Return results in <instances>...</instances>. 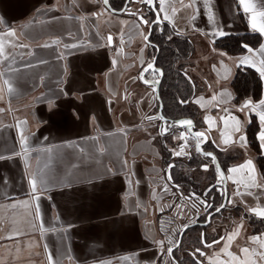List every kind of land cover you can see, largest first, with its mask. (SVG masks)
Listing matches in <instances>:
<instances>
[{
  "label": "crops",
  "instance_id": "0c3cea01",
  "mask_svg": "<svg viewBox=\"0 0 264 264\" xmlns=\"http://www.w3.org/2000/svg\"><path fill=\"white\" fill-rule=\"evenodd\" d=\"M154 2L176 33L192 36L190 73L202 81L192 102L209 139L241 153L224 172L228 202L261 218L250 209L264 208V178L239 140L251 105H234L229 86L242 57L210 55L199 40L214 42L220 30L258 34L262 42L244 66L260 73L264 34L251 23L253 15L264 22V0H250L256 7L248 13L238 0H163V11ZM0 21V264H158L156 218L168 192L158 138L142 123L157 114V100L137 74L160 77L149 68L146 29L131 15L108 12L102 0H0ZM248 160L254 171L240 168Z\"/></svg>",
  "mask_w": 264,
  "mask_h": 264
},
{
  "label": "trees",
  "instance_id": "16d2710c",
  "mask_svg": "<svg viewBox=\"0 0 264 264\" xmlns=\"http://www.w3.org/2000/svg\"><path fill=\"white\" fill-rule=\"evenodd\" d=\"M125 1L109 0L108 5L113 11H119ZM142 11V16L148 17L144 8ZM148 41L153 44V47H148L151 51L150 59L155 57L154 66L161 72L158 89L162 106L161 114L171 122L167 124L168 133L157 139L162 158L164 184L170 192L169 196L163 200L156 218L159 237L169 248L176 244L181 229L187 224L194 223L183 233L178 247L171 252V255L160 257L158 264H205L200 253L207 248L202 245L200 235L204 234L205 243L211 242L207 240L206 230L216 221L227 219L228 216H224V212H230V217L234 212V216L244 221L251 228L252 233L264 232V219L242 214L243 209L240 206H225L214 213L222 203V196L214 187L207 191L210 186H213L216 178V169L211 164V158L196 152L192 141L188 143V148L180 156H175L173 153V149L177 150L180 149L179 146H182L179 145L178 139L181 127L177 126L176 122L191 120L195 131H206L202 114L192 102L202 88V81L199 82L190 73L194 44L192 36L177 34L164 23L152 29ZM261 42L258 34L247 33L221 37L210 43L209 47L240 59L250 54L244 45L254 50ZM229 86L234 105L240 108L250 102L251 107L247 110L248 122L244 131L245 140L264 178V157L261 155L259 145L260 119L256 112V107L264 100L261 75L253 68L237 65ZM180 101L185 102L180 103ZM157 110L158 102L156 101ZM201 151L212 153L223 172L241 158V153L235 151L226 153L217 148L209 138L201 145ZM206 164L211 173L209 176L202 177L201 168ZM167 171L169 179L165 176ZM210 213L214 214L210 216V224L204 228L201 224L207 221Z\"/></svg>",
  "mask_w": 264,
  "mask_h": 264
},
{
  "label": "rangeland",
  "instance_id": "374dc122",
  "mask_svg": "<svg viewBox=\"0 0 264 264\" xmlns=\"http://www.w3.org/2000/svg\"><path fill=\"white\" fill-rule=\"evenodd\" d=\"M147 21H149V20L147 19ZM144 28L147 29V27H144ZM199 42H202L201 44L204 43L202 46H203L204 50L207 49V53H210V55L213 54L214 50H213V48L209 47L210 43L206 42L204 39L199 40ZM211 43H213V42H211ZM140 44H141V41H140ZM208 50H209V52H208ZM215 57H217V56L213 55V57H211V60L215 59ZM195 60H196V57H194L192 62L194 63ZM207 60H209V59H207ZM198 61H199V59H198ZM196 62H197V60H196ZM192 66H193V64H192ZM191 70H192V68H191ZM140 74L141 73L137 74V80L139 81V79L142 78L141 80L146 83V86L149 88H152L154 90V84H152V82L154 83V81L156 79L155 76L152 75L151 73H148V74H146L145 77H141L142 74L141 75ZM193 76H195V75H193ZM195 79H197V78H195ZM143 82L142 83L138 82V84H136V86L138 85L137 86L138 89H140V87L141 88L144 87ZM156 115L157 114H155V113H149V114L145 115L142 123H144V125L150 124V126L152 127L150 129L151 134L153 136H155V138H158V137H161L163 135H166L168 133V129H167L166 125H163V127H161V131H160V128L158 126L159 121L155 122V123H151V122H154V119H152V118ZM178 134L180 135V136H178V139L180 140L179 145L183 144V141L184 142L187 141L188 138H189V140H192V138L189 137V135L186 133V131L182 128H180V131L178 132ZM198 141H199V149L201 150V145L203 143H200V141H202V139H199ZM179 148H180V146H179ZM173 151H174L173 153L175 154V151H177V150L173 149ZM211 164H213V163H211ZM205 166H207L206 169H205ZM205 166L203 168H201V174L200 175L202 177L207 176V175L209 176V174L211 173L209 166L207 164ZM215 174H216V178H217V176H218L217 171H215ZM216 178H215V182H217ZM166 190H167L168 194L165 195V197L169 196V194H170L169 189L167 187H166ZM228 201L229 200H227V203L225 206H232V207L236 206L235 204L229 203ZM242 211H243L242 214H244V215H252L251 213L247 212L244 209ZM233 213L231 215L232 217H230L229 216L230 212H224L223 215L228 216V218L222 219V220L220 219L221 221H216L211 227H208V229L206 230V235L208 237L207 238L208 241L216 240V239L220 238L221 235H223L224 237L215 246H213L211 248H207L206 250H203L201 252V253H203V255L200 254L202 256L203 261L205 262V264H243L244 261H248L249 264H264V258H261V256L259 255L260 253L264 252V232L252 233L251 228H249V226H247L244 223V221L235 217ZM252 217L256 218L254 215H252ZM259 219H264V218H259ZM157 230H158V228H157ZM233 233H238V234L233 235ZM257 234H263V235H261L260 237H257ZM230 235H233V238L231 241H229L227 239L228 236H230ZM254 238H256V239H254ZM162 243H163V245H162L161 257H164V256H167L168 247H167V244H165V242L163 240H162ZM244 248H248L249 253H247V254L243 253L241 250ZM228 253H231L232 256L230 257L228 255ZM232 257H236V259L233 260ZM210 262H212V263H210Z\"/></svg>",
  "mask_w": 264,
  "mask_h": 264
},
{
  "label": "snow or ice",
  "instance_id": "6c2138e0",
  "mask_svg": "<svg viewBox=\"0 0 264 264\" xmlns=\"http://www.w3.org/2000/svg\"><path fill=\"white\" fill-rule=\"evenodd\" d=\"M141 2L147 4V5H149L151 7V6H153L154 0H141ZM238 2H239V5H241L243 7V10H244L245 13L253 12L254 9H255V7H256L254 3L250 2V0H238ZM108 3H109V0H103V4L104 5H108ZM207 3H208V0H205V4L206 5H207ZM159 10L160 11H163L164 10V2H163V0H159ZM259 16L260 17H264V11L260 12L259 13ZM209 18L212 19L211 15L209 16ZM141 19H143V18H141ZM164 19H168V17L165 16ZM0 23H2V21H0ZM144 23H148V21L147 20H144ZM251 27H252L253 30H258L260 33L264 34V22H261L259 24V26H258L257 25V22H256V16L255 15L252 16ZM7 35L13 36V35H15V33L12 32V31H9L7 33ZM213 35L214 36L223 37V36L226 35V33L224 31L220 30V31L214 32ZM109 39H111V38H109ZM144 39L147 41L148 40V37L145 36ZM244 47L247 49V51L249 53H251L253 51L247 45H244ZM2 51H3V46H2V44H0V52H2ZM260 51L262 53H264V45L261 46ZM248 62H249V57H247V56L242 57L240 59V61H239V63L241 65H244V64H246ZM260 64H261V67L258 70L260 71L261 76H264V60L260 61ZM151 67H152V65H149V68H151ZM5 84H8V81L7 80L5 81ZM9 91H11V86H9ZM184 102L185 101H180V103H184ZM249 104H250V102L246 103L240 110L243 111L244 108H248L249 107ZM260 104L261 105H264V101H261ZM258 114L260 116L261 123H264V111H262V112H260ZM233 119H234V126H233L234 127V131L235 132H238V133L241 132V124H240V121L238 119H235V118H233ZM178 123L180 125H183V126H188V127H191L192 126V121L191 120H181ZM196 137L198 139H202L204 137V133L197 132L196 133ZM239 140H240L241 143H243L245 141V137L243 135H240L239 136ZM259 140H260L261 146L264 147V131H261L260 132ZM224 143L227 144L228 143V140H224ZM199 150H200L199 149V144H197V151H199ZM182 152H183V148L181 149V153ZM181 153H177V155H179ZM204 155L206 157H210L212 163H215L216 157L212 153H204ZM206 168H207V166H205V169ZM240 168L247 169L250 172L251 171H254L253 162L251 160L246 161V163L244 165L240 166ZM239 170L240 169H238V168H232L229 171H231V172H237ZM217 171L219 172V168L218 167H217ZM229 178H231V177H229ZM31 183H32L33 191L35 192L36 191V181L33 180ZM254 183L255 182L253 181V184ZM239 194L240 193H237V195H239ZM217 211H219V208H217ZM250 211H252L257 216H259L261 218H264V208L257 207V208L250 209ZM236 234H238V233H233V235H236ZM233 235L228 236L227 239L229 241H231L232 238H233ZM254 239H256V238H254ZM241 251L243 253H245V254L249 253V249L248 248H244ZM168 252L171 253L172 252V249L171 248H168ZM197 252H199V249H197ZM200 254L203 255V253H200ZM193 255H195V253ZM228 255L230 257L232 256L231 253H228ZM259 255L261 256V258H264V252L260 253ZM232 259L235 260L236 257H232ZM243 264H249V262L248 261H244Z\"/></svg>",
  "mask_w": 264,
  "mask_h": 264
},
{
  "label": "water",
  "instance_id": "95a60500",
  "mask_svg": "<svg viewBox=\"0 0 264 264\" xmlns=\"http://www.w3.org/2000/svg\"><path fill=\"white\" fill-rule=\"evenodd\" d=\"M129 2H132L134 4H137L139 6H145L146 9H148L149 11L153 12L154 13V16H155V19L153 22H151L149 25H148V33L146 36L149 35L150 31H151V28L154 24H161V21H160V18H159V15L157 13V10L155 9V6L153 4V6H149L145 3H142L141 0H126V3H125V6L123 7L122 10L120 11H113L111 10V8L109 7V5H104V8L106 10H108V12L112 13V14H116V15H120L122 14L125 9H127L126 11V14H128V11H129V7L126 8V5L129 3ZM102 3H103V0H102ZM138 11H140V9H138ZM142 17L140 15H137V20L140 21V23L142 24V26H146L147 23H144V19H141ZM111 38L110 35L107 36V42H108V45L111 46L112 45V39H109ZM154 63V60L151 62L150 65H153ZM158 89H159V81L155 82L154 83V93H155V98L158 102V111H157V115L154 116V118H159L160 121H161V124H170L171 122L168 121L167 119H165L162 114H161V102H160V99H159V95H158ZM181 121V120H180ZM177 126L181 127V128H184V130L186 131V133L194 140V147H195V150L197 151V144H199V139L196 137V133L197 132H200V133H204V137L202 139H204L205 141H207V139L209 138V134L205 131V132H201V131H195L194 130V125L192 123V126L191 127H188V126H183V125H180L178 122L175 123ZM199 152L201 155H204L205 152H202L201 150L197 151ZM216 170H217V167L219 168V172L217 171L218 173V176L216 178V186L218 187V191L219 193L222 195V203L219 207V210L220 209H223L227 203V182H226V177H225V173L223 172V170L220 168L217 160L215 161V163H213ZM166 178L169 179V172L167 171L166 174H165ZM213 186H210L207 191H209ZM215 212H218L217 210ZM209 219H210V215L207 217V222L205 224H201L202 227H206L209 223ZM194 224H188V225H185L182 229H181V232L178 236V240L176 242V244L171 247V249L173 250L174 248L178 247L179 243H180V240H181V236L182 234L188 229V228H191ZM200 240H201V243L203 246H206V247H212L214 245H216L217 243H219L221 240H222V236L208 244H206L204 242V234L201 233L200 235ZM210 245V246H209ZM168 255H171V253L168 252Z\"/></svg>",
  "mask_w": 264,
  "mask_h": 264
},
{
  "label": "flooded vegetation",
  "instance_id": "af4514ba",
  "mask_svg": "<svg viewBox=\"0 0 264 264\" xmlns=\"http://www.w3.org/2000/svg\"><path fill=\"white\" fill-rule=\"evenodd\" d=\"M125 3H126V1H125ZM125 3H124V5H123V7L125 6ZM154 4V6H155V9L157 10V2H154L153 3ZM123 7H122V9H123ZM127 7H129V11H128V14H126V11H127V9H125V11L122 13L123 15L125 14V15H131V16H133V17H135L136 19H137V15H140L144 20H149L148 21V23H147V25L146 26H143V27H147V29H146V33H145V36L147 35V33H148V25L151 23V22H153L154 21V19H155V16H154V13L153 12H151V11H149L148 9H146L145 8V6H139V5H137V4H134V3H132V2H129L127 5H126V8ZM143 8L146 10L145 12L147 13V15H148V17H143L142 16V10H143ZM121 9V10H122ZM138 9H140V11H138ZM112 10V9H111ZM108 11V10H107ZM120 11V10H119ZM157 13H158V15H159V12H158V10H157ZM159 18H160V21H161V24H154L153 26H152V28H151V31H150V33H149V35L147 36L148 38H149V36H150V34H151V32H152V29L155 27V26H160V25H162L163 23L164 24H167L166 22H164L163 21V19L161 18V16L159 15ZM138 21V20H137ZM139 23H140V21H138ZM141 24V23H140ZM142 25V24H141ZM167 25H169V24H167ZM170 26V25H169ZM171 27V26H170ZM172 28V27H171ZM173 29V28H172ZM178 34V33H177ZM111 39H112V37H111ZM144 40V43L146 44V46L147 47H153V44H151V43H149V41L147 40H145V39H143ZM112 41V40H111ZM108 43V42H107ZM112 44H113V42H112ZM152 61L154 60V63H153V65H152V67H153V70H157V71H159V73H160V77H159V79L157 80V81H159V83H160V78H161V72H160V70H158V69H156L155 68V66H154V64H155V57L154 58H152L151 59ZM151 61V62H152ZM151 67V68H152ZM142 74V76L141 77H145L146 76V72H142L141 73ZM157 81H155V82H157ZM154 82V83H155ZM153 82H152V84H154ZM159 119V118H158ZM160 120V119H159ZM179 122V121H178ZM163 125H166V127H167V123H165V124H163ZM163 125L161 124V122H160V130H161V127H163ZM182 129H184V128H182ZM190 141H192L193 142V146H194V140H189V138H188V140L187 141H183V144H181L182 145V148H184L185 150L188 148L187 147V145H188V143L190 142ZM194 149H195V147H194ZM196 151V150H195ZM197 152V151H196ZM199 153V152H198ZM201 155V154H200ZM205 156V155H204ZM217 171V170H216ZM213 187L215 188V190L217 191V192H219L217 189H218V187L216 186V182L213 184ZM220 194V193H219ZM221 195V194H220ZM222 196V195H221ZM227 200H228V197H227ZM220 210H222V209H220ZM219 210V211H220ZM216 211V210H215ZM214 213H217V212H214ZM214 213H210V216L211 215H213ZM209 216V215H208ZM207 222V221H206ZM205 222V223H206ZM204 223V224H205ZM190 224H194V223H190ZM210 224V219H209V223H208V225ZM188 225V224H187ZM207 225V226H208ZM206 226V227H207ZM205 228V227H204ZM182 237V236H181ZM224 236H222V238H223ZM214 241V240H213ZM212 242V241H211ZM210 243V242H209ZM206 244H208V243H206ZM174 246V245H173ZM173 246H171V247H173ZM215 246V245H214ZM171 247H169V248H171ZM204 247H206V246H204ZM213 247V246H212ZM206 248H211V247H206ZM176 248H174L173 250H175ZM172 250V251H173ZM168 255V254H167ZM168 256H170V255H168Z\"/></svg>",
  "mask_w": 264,
  "mask_h": 264
}]
</instances>
